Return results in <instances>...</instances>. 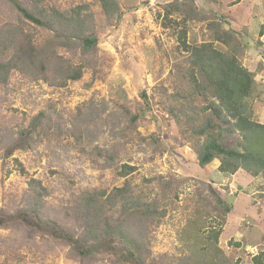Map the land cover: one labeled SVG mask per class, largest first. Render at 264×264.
Listing matches in <instances>:
<instances>
[{
	"label": "rangeland",
	"instance_id": "1",
	"mask_svg": "<svg viewBox=\"0 0 264 264\" xmlns=\"http://www.w3.org/2000/svg\"><path fill=\"white\" fill-rule=\"evenodd\" d=\"M10 1L0 0V63L31 54L24 70H0V264H130L129 249L143 264L264 261V174L221 172L220 156L199 165L208 135L239 152L244 140L225 112L204 110L218 106L214 88L197 72L195 88L178 42L185 19L188 45L234 54L253 79L246 113L264 122L252 72L264 68V0H117L114 16L98 0H17L37 15H87L96 44L85 53Z\"/></svg>",
	"mask_w": 264,
	"mask_h": 264
},
{
	"label": "trees",
	"instance_id": "2",
	"mask_svg": "<svg viewBox=\"0 0 264 264\" xmlns=\"http://www.w3.org/2000/svg\"><path fill=\"white\" fill-rule=\"evenodd\" d=\"M33 3L42 0H31ZM103 12L107 16L118 15L119 4L117 0H98ZM13 8L22 15V17L49 31L57 32L59 37L66 40L65 44H77L81 53L90 51L96 44L95 38L86 33V22L88 16H82L76 10L70 14H65L58 10L51 9L48 13L43 10L39 15L30 12L24 8L17 0L10 1ZM186 20H182L183 27L180 29L178 42L182 50L188 52L191 56L192 64V80L196 89H200L196 72L205 76L208 82L214 88V98L218 102V106L214 104L204 110L212 109L213 113L221 118L222 113H226V117L234 121V127L241 132L244 140L242 151H235L222 147L216 138L210 137L206 140L203 150L198 156L200 166L209 163L214 157L220 156L219 171L233 174L238 168L250 170L253 175L258 173L264 174V125L252 121L246 113L244 99L249 96L253 79L249 71L244 68L234 54L221 53L215 50L211 44H201L199 46L188 45L186 42ZM264 34V24L261 25L259 35ZM73 41V42H72ZM67 47L69 45H62ZM18 58H12L8 63H0L2 78H5L8 69L17 68L24 70L22 57L24 53L31 54L28 49L20 47ZM21 58V59H20ZM37 55H31L32 63ZM30 59V58H29ZM36 62L42 66V61L37 59ZM82 67H74L66 70L65 81L68 79L77 80L81 76ZM197 75V74H196ZM37 196H41L42 192H46L39 182L31 179L28 183ZM36 186L39 189L36 190ZM57 238H65L72 242V238L66 233L60 231L52 232ZM216 235L214 238L217 239ZM124 258L130 264H143L139 255L129 249ZM253 264H264L260 256L253 259Z\"/></svg>",
	"mask_w": 264,
	"mask_h": 264
},
{
	"label": "crops",
	"instance_id": "3",
	"mask_svg": "<svg viewBox=\"0 0 264 264\" xmlns=\"http://www.w3.org/2000/svg\"><path fill=\"white\" fill-rule=\"evenodd\" d=\"M264 24V23H261L260 26H259V29H258V39H257V42H258V46H260V50L262 49V52L260 53L259 55V58L258 60L261 61L262 63H264V34H262L261 36L259 35V30H260V27L261 25ZM261 42V43H260ZM256 66L254 67V71L253 74H255L254 76V79H263L264 80V68L262 69V67L259 68L260 71H256ZM259 124L261 125H264V122H259Z\"/></svg>",
	"mask_w": 264,
	"mask_h": 264
}]
</instances>
